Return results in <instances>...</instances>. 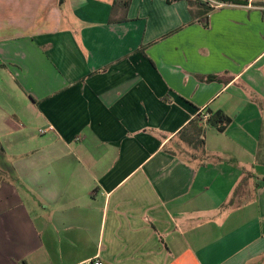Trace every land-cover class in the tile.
<instances>
[{
    "label": "crops",
    "instance_id": "1",
    "mask_svg": "<svg viewBox=\"0 0 264 264\" xmlns=\"http://www.w3.org/2000/svg\"><path fill=\"white\" fill-rule=\"evenodd\" d=\"M196 1L0 0V264H264V0Z\"/></svg>",
    "mask_w": 264,
    "mask_h": 264
},
{
    "label": "trees",
    "instance_id": "2",
    "mask_svg": "<svg viewBox=\"0 0 264 264\" xmlns=\"http://www.w3.org/2000/svg\"><path fill=\"white\" fill-rule=\"evenodd\" d=\"M62 1V0H60ZM168 2H174V1H179V0H167ZM210 1H216V2H229L232 0H210ZM210 1L205 0V1H201L198 0L196 1V4H198L199 6L203 7L204 10V14H209L212 10H213V6L210 4ZM232 2H237V1H232ZM201 122L200 118H197L194 122H193V131H192V135L189 138L188 144H194L195 143H202L201 141V137L203 136L204 132H205V128L204 126H200L199 123ZM210 125H214L216 126L219 130L223 129V124H228V121L226 120V118L223 115H210V117L207 119V122ZM180 137L184 138V131L180 134Z\"/></svg>",
    "mask_w": 264,
    "mask_h": 264
},
{
    "label": "built area",
    "instance_id": "3",
    "mask_svg": "<svg viewBox=\"0 0 264 264\" xmlns=\"http://www.w3.org/2000/svg\"><path fill=\"white\" fill-rule=\"evenodd\" d=\"M208 1H210V0H208ZM210 4H211V5H215V6L218 5L217 2H213V1H210ZM204 118H205V119L209 118V115H208V114L204 115ZM93 264H103V262H101V261H95Z\"/></svg>",
    "mask_w": 264,
    "mask_h": 264
}]
</instances>
